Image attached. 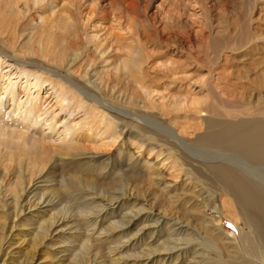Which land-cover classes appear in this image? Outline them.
Returning <instances> with one entry per match:
<instances>
[{"label":"bare ground","instance_id":"1","mask_svg":"<svg viewBox=\"0 0 264 264\" xmlns=\"http://www.w3.org/2000/svg\"><path fill=\"white\" fill-rule=\"evenodd\" d=\"M165 1L173 19L199 8L213 37L212 12L230 3ZM246 8L245 35L223 32L250 61L240 110L220 118L217 86L158 92L172 64L151 75L146 47L173 40L136 0H0V264H264V0ZM110 20L128 32L100 35ZM173 38L186 53L190 33ZM183 111L205 130L182 129Z\"/></svg>","mask_w":264,"mask_h":264},{"label":"rangeland","instance_id":"2","mask_svg":"<svg viewBox=\"0 0 264 264\" xmlns=\"http://www.w3.org/2000/svg\"><path fill=\"white\" fill-rule=\"evenodd\" d=\"M136 1H137L138 9L140 11H144V10L146 11V13L144 11L145 16H143L144 14L141 13V17H139L140 20L144 19V17H145L147 19L148 23L151 24V26L154 24L155 27L157 26L161 29L164 28V30H163L164 36L169 38L170 40H173V43H174L173 44L171 42V45H168V47H163L164 44H162L161 47L159 46V48H157L158 46L151 48L152 47L151 45L147 46V47H149L148 49L146 47V51L148 53L152 54L150 56L151 58L149 57L148 63L145 64V67H148V70L150 71L151 75L157 76L159 78L163 74L162 70L164 69V67L170 66V64H172V74H170V77L168 79H166V78L162 79L163 87L159 86L158 92L165 94L169 98H171L172 96L173 97H183V95L187 94V92L193 93V94L195 93L197 98H201L200 96H202V95L205 96V94H206V93L202 94L199 91L200 87L202 86V84L204 82H205L204 84H208V85H210V87L216 88V86H217V88H216V90L218 89L217 91L220 90L219 92H223V90H224L225 92H223V93L226 94V95H223V94L220 95V97L223 99L222 102L219 100L218 96L216 97L217 98L216 99L217 104L219 103L218 105L220 107L224 108V110H227L224 112H220V114H219V115H221L220 118H232L233 117L232 115H234V114L233 113L231 114V112L240 110L236 104L237 102H234V103L232 102L233 98H235V99L237 98V96H236L237 93H235L237 91L235 84L237 82H239V80H238L239 77H237V75H239L238 74L239 72H240V74L244 73V67H249L247 65L250 63V61L248 62V59H249L248 56H245L243 58H241L239 54H237V56H233V57L229 56V55H231V53L227 52L223 48L225 45V40H226L223 37V32L225 33L227 30L232 31L234 29L235 30L239 29L238 32H236L234 35L235 39H233L232 41H234V40L238 41L242 35L243 36L245 35V33L247 31V23L245 22V17L243 18L242 16L247 11L246 10L247 9L246 8L247 0H230V3H228L227 8L225 9L226 15H222V11H220L219 7H216L214 9L215 11L213 10L212 13L215 14V16L213 17L214 19L212 20L214 25H215V27L213 28L214 37H213V35H209L210 31L208 32L207 29H205L202 26L204 14H203V12H201V10H198L199 8H196L195 10H193L190 7L189 9H186V11H181V10L178 12L174 11L175 15H177V13L179 14L178 18L177 19L174 18L175 19L174 20L172 18V13H169V10L172 8L168 5L167 1H165V0H136ZM148 1H149V3H148ZM83 11H84V13L86 12V10H83ZM84 13H82L83 17H84V15H83ZM192 13H194V15ZM216 17L221 18V20L225 19V21L229 25V27H227L228 29L224 25L216 24L217 23ZM238 18H241V19H239L237 21ZM241 21H242V23H241ZM167 23H168V25H167ZM90 26H91L90 23H86L87 32L92 31V30H90V29H92V28H90ZM88 28H89V31H88ZM200 28H204V30L201 34H203L202 36H204V37L207 36V38H204V37L198 38V32H199ZM173 31L174 32L177 31V33H179L181 35L184 34L186 31H188L190 33V37H191L190 42L191 43L190 42L185 43V44L183 43V47H184L183 50L186 53H177V52L173 53L172 52V50H177L176 46H177V44H179V42L177 41L176 38L172 39V32ZM109 32L124 35L128 31L124 27L123 20H120L118 22L110 20V21L105 23L104 30L100 32L101 33L100 35H104V34L109 33ZM209 36H210V38H209ZM219 42H221V43H219ZM237 46H239V44ZM207 48L209 49L208 52L205 51ZM238 50L239 51H237L235 53H238L241 51V49H238ZM217 51H218V53L222 54L223 55L222 57L226 58V60H224L221 57L220 60L218 61L219 64L217 63L215 65V63H213L214 62L213 58L215 57V54L217 53ZM208 55H209V57H208ZM152 56L154 58H152ZM254 57L258 58L260 60L264 57V53L260 55V54H257L255 52ZM193 59H195V60H193ZM208 60L210 61V63ZM177 67H180L181 69H177ZM261 74L262 73L260 71L258 75H261ZM252 76H254V75H252ZM227 85H229V86H227ZM233 87L235 88L234 89L235 91L233 90ZM203 89H205V88H203ZM262 102H264V100H262ZM257 107H258V109H263L264 103L256 105L254 108H257ZM259 107H261V108H259ZM183 112H182V114H184V115L180 119L176 120V122L182 127V129H185L184 128V127H186L185 125H188L191 127V129H195L197 131H200V130L202 131L203 129L205 130V128H204L205 123L202 119H200L197 116V114L195 115V114L191 113L193 111H189V112L183 111ZM188 113H190V114H188ZM215 117L218 118L219 116L215 115ZM202 126H203V129H202ZM187 131H190V130H187ZM198 198L201 199V197H198ZM190 202H192V201H190ZM191 220L194 223L201 221L199 219V216L191 217ZM222 220H223L224 231H226L227 233H234L237 237L238 234H237V228L235 227V225L227 218H223ZM11 248H10L11 253L13 251H16V246L14 247V245H13V246H11ZM54 248H57V247H54ZM8 251H10V250H8ZM55 251H57V249H55ZM42 252H43V250L39 251L38 254L37 253L35 254V256L36 257H38V255L40 256V254ZM4 253H3L1 258L5 257ZM10 254H9V256H10ZM118 255H115L114 257H118ZM106 256H108V255H106ZM120 257H122V256H120ZM6 258H7V256H6ZM20 260L21 259H18V260L15 259L11 263L17 264ZM0 263H1V261H0ZM6 263H8V262H6ZM37 263L38 262H36L35 264H37Z\"/></svg>","mask_w":264,"mask_h":264}]
</instances>
